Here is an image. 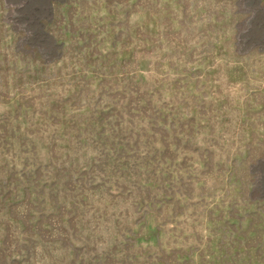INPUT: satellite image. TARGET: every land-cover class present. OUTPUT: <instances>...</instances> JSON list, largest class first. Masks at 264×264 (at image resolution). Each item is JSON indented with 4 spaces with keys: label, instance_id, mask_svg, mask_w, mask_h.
Listing matches in <instances>:
<instances>
[{
    "label": "rangeland",
    "instance_id": "1",
    "mask_svg": "<svg viewBox=\"0 0 264 264\" xmlns=\"http://www.w3.org/2000/svg\"><path fill=\"white\" fill-rule=\"evenodd\" d=\"M0 264H264V0H0Z\"/></svg>",
    "mask_w": 264,
    "mask_h": 264
}]
</instances>
